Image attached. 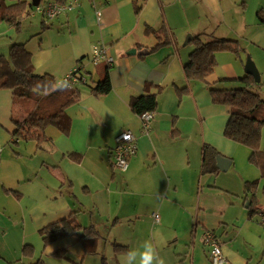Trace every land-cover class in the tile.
I'll use <instances>...</instances> for the list:
<instances>
[{"label":"crops","instance_id":"0c3cea01","mask_svg":"<svg viewBox=\"0 0 264 264\" xmlns=\"http://www.w3.org/2000/svg\"><path fill=\"white\" fill-rule=\"evenodd\" d=\"M261 11L264 0H82L54 20L39 14L41 28L17 42L25 43L35 71L60 82L79 67L94 85L109 68L112 90L95 96L84 86L80 102L67 110L70 131L48 128L39 147L12 137V92L0 89V264H123L124 253L145 240L166 264H211L206 231L218 236L226 264H264L263 173L250 161L251 149L226 137L230 109L214 102L209 89L242 85L248 57L263 81ZM161 28L171 44L152 52L159 42L152 30ZM201 34L237 40L242 50L219 52L214 73L190 82L184 66L194 45L185 42ZM99 42L114 58L112 67L91 64ZM182 88L188 91L179 96ZM150 94L157 95L158 107L143 134L131 100ZM124 131L138 137L139 148L121 172L113 166V148ZM22 143L28 147L17 151L14 145ZM206 145L232 161L227 172L203 173ZM15 157L21 158L17 167ZM251 182H257L254 190L247 189ZM73 213L98 236L82 241L81 232L45 246L41 232ZM27 245L34 254L23 253Z\"/></svg>","mask_w":264,"mask_h":264},{"label":"trees","instance_id":"16d2710c","mask_svg":"<svg viewBox=\"0 0 264 264\" xmlns=\"http://www.w3.org/2000/svg\"><path fill=\"white\" fill-rule=\"evenodd\" d=\"M64 2L65 0H60ZM34 7L27 0H0V23H6L20 30L23 21L31 15ZM259 22L264 24V12L259 13ZM159 39L152 49L156 52L171 44L168 31L164 28L152 30ZM194 50L190 60L184 66L186 78L190 82L205 81L214 73L217 66L216 56L219 52L230 51L238 54L242 50L239 41L216 38L201 34L192 40ZM9 57L0 54V89L12 92V137L24 142L34 141L40 147L48 138V128L54 126L62 133H68L71 119L67 110L81 100L82 86H88L95 96L108 94L112 90L109 68L105 76L94 85L81 82L85 74L79 69L78 83L68 88L58 86L56 79L48 74H38L31 62L30 53L25 43H14L9 50ZM240 82L243 86L226 88L220 83L209 86L213 101L230 109V118L226 127V137L251 149L250 161L259 168L264 178V150L261 149V135L264 129V96L258 92L260 83L253 76L246 75ZM187 88L178 89L179 96L187 93ZM158 100L156 94L142 95L131 100L132 111L138 115L146 111H156ZM219 153L206 145L203 150L204 174L218 173L216 158ZM257 182L248 184V190H254ZM73 213L41 233L45 246L63 239L71 238L82 232L80 240H92L98 236L95 227L84 228ZM31 245L25 246L26 256L34 254ZM64 251L57 253L62 256ZM34 264H46L39 260Z\"/></svg>","mask_w":264,"mask_h":264},{"label":"built area","instance_id":"2783aa9c","mask_svg":"<svg viewBox=\"0 0 264 264\" xmlns=\"http://www.w3.org/2000/svg\"><path fill=\"white\" fill-rule=\"evenodd\" d=\"M82 0H43L34 8L38 14H42L47 20H54L61 15L69 14L74 11ZM98 25L104 27L103 12L96 11ZM91 64L94 66L106 65L112 67L115 63L114 58L109 54L108 48L103 42H99L93 46L92 55L90 58ZM79 67L73 69L63 81H68L69 85L78 83ZM85 74L81 82L88 81V75ZM57 82L58 86H62V82ZM155 117V111H146L140 115L142 122L143 134H148L151 129V122ZM138 137L132 131H124L115 139V147L113 148V166L121 172H126L129 168L130 161L138 153ZM1 154V149H0ZM155 221L159 222V216L153 214ZM204 246L208 250V256L211 264H226L227 258L223 254L222 245L218 236L214 231H206L203 236Z\"/></svg>","mask_w":264,"mask_h":264},{"label":"rangeland","instance_id":"374dc122","mask_svg":"<svg viewBox=\"0 0 264 264\" xmlns=\"http://www.w3.org/2000/svg\"><path fill=\"white\" fill-rule=\"evenodd\" d=\"M41 17L35 10L32 11L31 15L27 16L24 20V22L22 23L21 29L18 31L16 29H14L13 27L11 28L8 24L6 23H2L0 24V54H4L7 57H9V48L10 46H12L14 43L19 42V40H28L31 36H32V32L35 28H41ZM251 56V55H250ZM258 68V67H257ZM259 70V69H258ZM260 72V70H259ZM261 74V73H260ZM262 77V76H261ZM264 81V79H263ZM262 81L261 78V82L259 85V89L258 92L260 94H263L264 96V82ZM243 85H239L238 87H241ZM83 88H81L82 90H84V86H82ZM3 129V128H2ZM4 130V129H3ZM12 143V142H11ZM28 143L25 144H21L20 146H15V149L18 151L19 149H24L27 146ZM9 151H12L11 148L9 146H7ZM238 161H237V169L240 170V172H243V166L246 164V155H238ZM243 158V159H242ZM249 158V156H248ZM14 167H17L19 163H21V158L19 157H15L14 161L12 162ZM12 169V166H9ZM255 169V168H253ZM8 169H4V173L6 174ZM101 232L104 235V227H102ZM101 242H103V240H101ZM68 244L71 245V239L68 240ZM73 248V245L71 246L70 250ZM73 251V250H72ZM113 264V263H112Z\"/></svg>","mask_w":264,"mask_h":264},{"label":"clouds","instance_id":"9594fccd","mask_svg":"<svg viewBox=\"0 0 264 264\" xmlns=\"http://www.w3.org/2000/svg\"><path fill=\"white\" fill-rule=\"evenodd\" d=\"M62 87H70L68 81H63ZM123 264H166V260L159 255L151 240H145L137 248L124 253Z\"/></svg>","mask_w":264,"mask_h":264},{"label":"water","instance_id":"95a60500","mask_svg":"<svg viewBox=\"0 0 264 264\" xmlns=\"http://www.w3.org/2000/svg\"><path fill=\"white\" fill-rule=\"evenodd\" d=\"M39 4H40V0H33L32 1L33 7H37ZM193 38L194 37H192V36L188 37V39L185 42V45H187L189 43V40H193ZM135 53H136V51L132 50L129 54H135ZM245 71L248 75L253 76L257 83L261 82V74H260L255 62L251 59V57H248ZM231 164H232V161L230 159H228L224 156H221V155L217 157V167L219 168V170H221L223 172H227L228 169L230 168Z\"/></svg>","mask_w":264,"mask_h":264}]
</instances>
